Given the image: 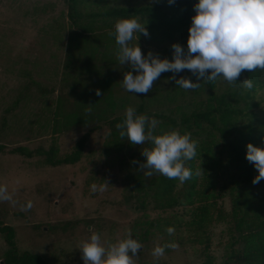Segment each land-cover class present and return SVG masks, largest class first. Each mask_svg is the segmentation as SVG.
<instances>
[{
    "label": "rangeland",
    "instance_id": "obj_1",
    "mask_svg": "<svg viewBox=\"0 0 264 264\" xmlns=\"http://www.w3.org/2000/svg\"><path fill=\"white\" fill-rule=\"evenodd\" d=\"M155 1L77 0L76 8L88 15ZM70 3L0 0V146L4 148L0 152V186L12 197L11 201H0V217L14 228L19 252L41 255L49 264H84L80 248L94 232L100 234L105 247L131 233L143 245L136 264H242L235 260L243 258V246L233 244L237 231L230 192L215 203L213 222L204 234L190 225L192 209L157 208L149 190L153 175L139 169L146 159L142 151L151 148V143L131 144L127 137H120L117 124L110 122L125 115L129 106L136 110L143 106L150 118L159 122L157 135L178 130L191 133L199 142L221 143L220 135L212 129L199 132L193 127L186 131L181 125L183 116L226 95L250 119L264 120V85L254 84L248 90L239 79L235 85L221 79L208 84L197 81L192 73L180 72L176 79L201 83L195 90H184L171 79L173 73L166 72L147 95L130 93L122 87L124 73L131 68L117 59V21L82 16L75 24L69 15ZM88 30L93 31L89 35L98 50L91 68L87 67L90 56L84 55V46L73 42L76 34ZM79 42L83 44L82 39ZM131 43H139L145 56L151 51L170 61L171 46L176 44L150 43L141 33ZM60 105L63 113L76 109L93 113L92 120L67 129L62 116V122L56 124ZM250 119L245 117L240 126L249 124ZM93 127L80 162L61 166L47 162L46 151L54 149L58 159L64 158ZM113 131H117L116 137ZM116 138L125 146L121 154L113 146ZM18 147L33 152V157L13 153ZM104 181L109 183L105 191L91 190L92 184L99 186ZM29 201L31 210H22ZM169 227L175 229L172 236L166 231ZM167 243L177 247L166 249L163 257L155 259L153 249ZM8 249L0 233V264H4ZM233 253L237 254L234 260Z\"/></svg>",
    "mask_w": 264,
    "mask_h": 264
},
{
    "label": "trees",
    "instance_id": "obj_2",
    "mask_svg": "<svg viewBox=\"0 0 264 264\" xmlns=\"http://www.w3.org/2000/svg\"><path fill=\"white\" fill-rule=\"evenodd\" d=\"M70 17L74 23H78L82 16H103L112 20L137 18L147 27L149 36L141 35L150 43H178L187 51L189 28L192 17L196 15L194 5L199 0H175L169 5L168 0H156L152 4L118 7L108 9L100 13L82 15L76 8L77 0H70ZM93 31H85L73 37L74 45H83L84 55H89L87 67L91 68L92 60L98 52L94 39L90 37ZM82 39L83 44H81ZM91 52V53H90ZM173 59V53L171 55ZM182 72L191 73L189 70ZM250 78L253 84L264 85V70L257 69L254 72L244 71L238 78L241 82ZM212 84L215 81H206ZM110 99V98H109ZM96 104V101L93 100ZM62 105L55 113L56 124L61 123L63 116L67 129L79 124L86 125L93 113L86 110H74L63 113ZM85 106L83 107V109ZM137 115L151 116L141 106L136 110ZM249 117L248 113L234 105L226 95L215 97L204 108L196 109L191 115H184L181 125L186 131L196 127L199 132L207 129L216 131L221 138V143L214 140H206L198 143L196 157L186 162V166L193 171V176L186 182L178 179L154 173L149 183V190L153 191L154 201L159 209H173L177 207L192 209L191 226L197 228L201 233H206L213 222L212 209L215 203L223 198L227 192L232 196V212L236 221L237 235L233 244L243 246L242 259L233 253L231 259L242 264H264V180L259 184H253V179L259 174L254 164L246 159L247 145L249 143L264 149V120L256 117L250 119L249 124L240 122ZM162 118V115H156ZM125 115L120 116L110 124L122 123ZM174 125V121L170 120ZM254 122H258L254 126ZM92 130L85 134L76 144L74 150L64 158H57L56 151H46V160L52 166L74 165L81 161L86 144ZM117 136V131H113ZM115 152L121 154L125 146L118 138L113 139ZM4 148L0 146V152ZM27 157H33L34 153L24 147H18L12 151ZM197 169H202L199 176L195 175ZM226 180L223 184V180ZM198 205V206H197ZM0 233L4 236L9 246L5 253L4 264H49L41 255L30 252H19L15 241V230L12 226L5 224L0 217ZM200 240V239H199ZM208 238L206 239L207 243ZM201 244L204 241H199Z\"/></svg>",
    "mask_w": 264,
    "mask_h": 264
},
{
    "label": "clouds",
    "instance_id": "obj_3",
    "mask_svg": "<svg viewBox=\"0 0 264 264\" xmlns=\"http://www.w3.org/2000/svg\"><path fill=\"white\" fill-rule=\"evenodd\" d=\"M169 5L175 0H168ZM196 13L189 28L187 51L180 44H173V59H161L158 54L149 51L147 56L142 52L139 43L132 45L136 34L149 36L147 27L135 17L120 19L114 25V35L118 47L117 59L121 65L130 66L131 70L124 73L122 87L134 94L147 95L154 82L161 74L173 73L171 79L184 90H195L199 82L193 83L190 78L176 79V74L189 70L197 81H216L221 79L235 85L244 71L264 70V0H199L194 5ZM133 73H136L135 75ZM242 86L248 90L254 84L250 78L244 79ZM98 96L101 95L97 90ZM158 121L147 115H137L132 106L126 108L125 119L118 123L121 138L127 137L133 145L151 143L142 155L146 158L140 163V170L147 169L145 175L151 177L159 173L168 179H178L183 183L191 179L193 171L186 166L187 161L197 155V141L191 133L181 134L171 130L163 134H155ZM246 159L254 164L258 175L252 183L259 184L264 180V149L249 143ZM134 163H138L134 161ZM202 169H197L199 176ZM92 184L93 192H103L109 183ZM7 188L0 186V201H11ZM31 201L22 206V210H31ZM170 236L175 229H166ZM175 243L157 245L152 256L159 259L165 255L166 249H175ZM143 245L131 237L105 247L101 236L93 233L83 242L80 248L84 264H136L138 253Z\"/></svg>",
    "mask_w": 264,
    "mask_h": 264
}]
</instances>
